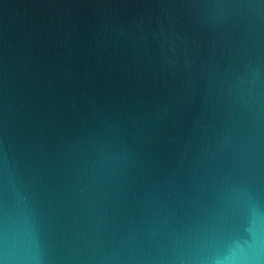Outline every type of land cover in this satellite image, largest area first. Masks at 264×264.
<instances>
[{
    "label": "water",
    "instance_id": "obj_1",
    "mask_svg": "<svg viewBox=\"0 0 264 264\" xmlns=\"http://www.w3.org/2000/svg\"><path fill=\"white\" fill-rule=\"evenodd\" d=\"M0 264H264V0H0Z\"/></svg>",
    "mask_w": 264,
    "mask_h": 264
}]
</instances>
